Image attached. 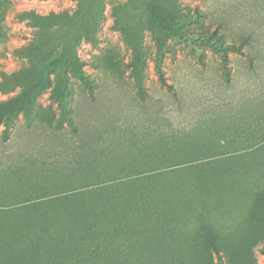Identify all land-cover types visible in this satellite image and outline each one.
I'll list each match as a JSON object with an SVG mask.
<instances>
[{"label": "rangeland", "instance_id": "1", "mask_svg": "<svg viewBox=\"0 0 264 264\" xmlns=\"http://www.w3.org/2000/svg\"><path fill=\"white\" fill-rule=\"evenodd\" d=\"M77 8L83 18L33 57L58 54L69 94L53 98L52 81L0 133V264H216L214 247L223 264H264V0H0V69L30 65L14 53L35 39L18 13ZM85 22L93 40L75 51L90 87L63 64ZM95 184L123 207L102 242L19 254L13 224L31 213L9 208ZM143 198L148 210L133 213Z\"/></svg>", "mask_w": 264, "mask_h": 264}, {"label": "trees", "instance_id": "2", "mask_svg": "<svg viewBox=\"0 0 264 264\" xmlns=\"http://www.w3.org/2000/svg\"><path fill=\"white\" fill-rule=\"evenodd\" d=\"M82 0H77L80 4ZM99 1V0H93ZM172 5L176 7L177 3L172 1ZM116 8V7H115ZM82 9L77 8L73 12L62 10L58 12L49 11L46 14L38 13L32 9L23 10L18 13L21 20H25L27 25L34 28L35 39L29 41L26 45L14 49V53L20 57H24L29 61V66H22L15 71L7 73L0 69V92L8 95L4 99H0V133L3 140L8 137L7 130L13 126L14 121L19 114L26 115L32 108L36 97L50 86L52 81L54 86L51 89V96L56 99L66 97L69 94L68 79L60 68L61 63L55 62L57 53L50 55H41L34 63L33 57L38 53H47L53 51L57 44L55 31L58 27L68 25L76 20L83 18ZM115 15V26L118 23L116 17V9H113ZM82 35L73 38L69 45V52L66 54L65 66H72L75 75L90 87V81L87 74L83 71V61L78 57L75 47L79 44L82 37L86 40H93V29L88 22L83 25ZM124 30V29H123ZM0 40L1 36H0ZM0 43H2L0 41ZM222 48L224 46L217 45ZM232 49L235 48L230 46ZM165 48V40L161 33L157 35V49L154 57V67L159 75L160 80L163 79L162 51ZM59 57V56H58ZM224 58V57H223ZM53 73L50 78L49 72ZM20 87L21 91L9 95L15 88ZM30 91L26 93L27 90ZM153 173L144 176L141 179L134 178L132 181H151L154 178ZM140 176V175H137ZM201 177V175H199ZM119 180V179H118ZM144 184V185H145ZM108 187L102 185L89 186L87 190L76 189L73 192H63L54 197H45L42 199L25 201L9 208V212L13 214L24 215L31 213L29 218L15 220V229L17 232V241L21 244L19 254L27 248V245H36L39 243H65L80 242L86 245H93L102 242L100 233L106 225L119 223V217L123 210L117 200L115 194L108 190ZM139 190L148 191V187ZM140 205H132L129 209L132 212H146L148 210L149 198H143ZM11 221V220H10ZM264 253V245L260 248ZM217 254V263L223 264L221 260V251L218 247H214ZM85 264H87L85 262Z\"/></svg>", "mask_w": 264, "mask_h": 264}]
</instances>
